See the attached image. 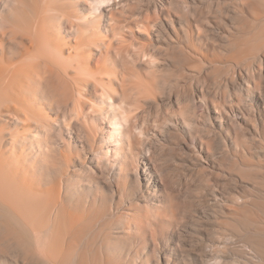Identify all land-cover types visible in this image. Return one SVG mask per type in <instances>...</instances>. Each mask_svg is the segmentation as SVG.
<instances>
[{"label":"bare ground","instance_id":"1","mask_svg":"<svg viewBox=\"0 0 264 264\" xmlns=\"http://www.w3.org/2000/svg\"><path fill=\"white\" fill-rule=\"evenodd\" d=\"M201 3L0 0V231L24 255L16 264H264V241L236 247L217 225L218 207L251 201L244 191L214 188L211 230L197 218L168 239L179 219L155 202L163 172L145 183L140 175L156 127L139 121L161 89L158 51L171 48L203 68L229 53L250 94L257 90L239 123L264 152V84L255 80L264 74V0H217L214 20ZM103 178L114 184L111 199Z\"/></svg>","mask_w":264,"mask_h":264},{"label":"rangeland","instance_id":"2","mask_svg":"<svg viewBox=\"0 0 264 264\" xmlns=\"http://www.w3.org/2000/svg\"><path fill=\"white\" fill-rule=\"evenodd\" d=\"M200 10L212 20L223 11L217 0H202ZM209 25L213 34L223 32L222 27ZM158 52L162 59L153 76L161 89L139 121L140 125L147 122L151 128L156 127L150 133L153 157L146 171L141 162L140 175L145 183V176L153 170L163 172L165 189L158 188L155 202L163 203L166 218H170L173 209L179 219L165 233L166 238L178 236L180 231L190 232L197 218L206 231L211 230V219L207 217L215 210L208 194L215 188L225 194L244 191L247 199L251 198L218 207L217 225L224 223L223 229L235 238L236 247L257 245V241H264V152L256 149L258 141L244 136L239 123L242 114L238 112L240 106H257L253 97L257 90L250 94L233 62L228 60L229 53H220L213 66L203 68L191 60L181 62L174 48L166 56L163 51ZM144 73L147 75L148 71ZM255 80L264 84V74ZM192 138L203 144L199 153L192 148ZM243 140H247V145L238 147ZM103 180L101 189L111 199L114 184ZM2 238L0 231V264H16L23 253ZM157 242L159 247H166L165 238L158 236Z\"/></svg>","mask_w":264,"mask_h":264}]
</instances>
